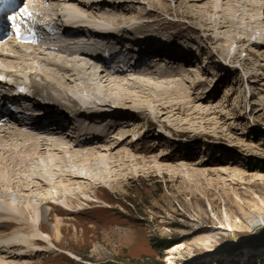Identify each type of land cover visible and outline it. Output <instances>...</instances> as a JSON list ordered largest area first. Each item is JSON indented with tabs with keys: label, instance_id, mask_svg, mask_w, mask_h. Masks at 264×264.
<instances>
[{
	"label": "rangeland",
	"instance_id": "obj_1",
	"mask_svg": "<svg viewBox=\"0 0 264 264\" xmlns=\"http://www.w3.org/2000/svg\"><path fill=\"white\" fill-rule=\"evenodd\" d=\"M114 1L124 8L106 7L102 14L115 23L131 14L135 20L121 27L141 25L136 35H128L150 38L133 47L130 42L119 47L124 55L157 47L173 50L175 54L170 55L182 62L154 59L153 64L164 66L160 72L121 74L123 77L113 73L112 83L103 80V71L100 74L89 64L84 67L79 56H55L66 60L69 72L41 66L67 88L87 90L94 97L95 117L89 123L93 128L108 131V136L129 131L127 140L142 138L133 143L144 153L157 145L173 158L227 167L229 175L236 168L237 175L251 182L220 189L213 181L197 188L183 183L176 174H128L106 182L108 185L88 188V197L72 194L79 197L72 207L47 202L51 210H45L40 229L50 235V243L37 240L40 246L20 244L3 251L17 264H264V152L259 149L264 147V17L253 8L262 0ZM165 42L169 44L165 46ZM167 68L170 74L165 72ZM259 68L263 74L257 73ZM185 77L189 83L195 82L191 92L199 100L194 95L186 100L187 90L178 89L187 83ZM128 79L138 84L116 86ZM169 79L177 83L174 93H169V83L147 90L140 83H167ZM115 86L119 95L111 92ZM111 96L123 102L104 103ZM159 100L179 108L158 117ZM114 112L120 115L115 117ZM110 122L115 127L107 126ZM93 137L92 144L105 139ZM56 152L68 163L64 166L67 171H82L83 165L75 159L85 155L83 148L65 142ZM55 226L60 228L59 234H55ZM4 229L7 233L12 228Z\"/></svg>",
	"mask_w": 264,
	"mask_h": 264
},
{
	"label": "bare ground",
	"instance_id": "obj_2",
	"mask_svg": "<svg viewBox=\"0 0 264 264\" xmlns=\"http://www.w3.org/2000/svg\"><path fill=\"white\" fill-rule=\"evenodd\" d=\"M46 1L49 2V5L51 4L55 7L51 10V13L49 11V13H46L43 17L40 18L41 28H48V31H50L49 34L54 32L51 37L58 38L60 36L67 35L71 37L73 36V38H87L86 42H89L88 40H90L91 34L93 35V38L101 40L103 42V50L101 51V53L98 51V48L91 49L90 51L80 52L70 50L69 52H71L70 54L74 53V56H72L71 58L79 56V58L81 59V64L85 62L84 67H90L94 70H99L100 74L103 71L101 77H103V80H109L108 82L104 81L106 83H112L113 80L110 78L112 77L110 76V74L113 73H115V76L117 77L121 74H126V76H133L136 74L140 75V73L144 74L145 72H148V74L149 72H160L161 70H163L164 66H162L163 64L160 66L153 64V61L151 60L154 59H160L161 62H165V60L182 62V60L176 55H170L175 54L173 50H169L168 53L159 50L157 47H151L148 50L136 49V51L133 50V52L128 51V57L127 51L125 55L124 52H121L122 49L116 51V49H118L119 47L123 48L125 46H128L127 43L129 44V42L133 47V44H138L139 42L145 43L146 40L148 42L150 40V38L144 39L143 37H130L128 35L129 32H133L135 33L134 35H136L137 32H135V30L141 27L143 28V26L141 25H133V27L129 26L126 29H123V27H121V25H124L125 23H128L129 25L135 20L134 16H131V14L130 17L129 15H125L121 18L116 19V23L114 22V18H107L105 14H102V11L104 12V9L106 7H109L110 9L116 8L117 10L121 11L124 7L122 8L119 6L118 8L117 6L118 2L120 1ZM209 5L210 9H212V2ZM253 8L258 10L257 14H259V11L262 12V15L264 17V0L260 1L258 5H255V7ZM94 19H99V22L96 23ZM229 23L232 22L229 21ZM74 24H82V26H84L83 30L70 31L69 27ZM84 33H86L84 37H81ZM114 43L118 45L116 46L114 45ZM76 44L83 45L85 44V42L78 41ZM167 44L169 43L165 42V46ZM140 45L142 44H139L138 46ZM258 45H263V43ZM106 48L110 49V51H108V53L106 54H102L105 52ZM13 53L17 54L18 56H22L16 51H13ZM111 55H115L116 57H111ZM71 58L68 59V61L71 60ZM141 58H143V60L146 59L145 62L147 61L148 63H143L144 61L140 60ZM56 60L61 61L59 59ZM35 61L36 60L31 61L28 66L32 67V65L34 64L32 62ZM45 61L49 64L55 65L58 71L60 69L66 72H69L71 70V67L67 65V63L63 65L61 64V62H55L52 57L45 58ZM87 64H89V67ZM176 64L177 63H175V65ZM75 68H73V70H75ZM187 68L189 69V67ZM171 69L173 71V66ZM36 70L40 72L47 80L46 85L48 90L52 94L51 97L54 101V105H56V103L58 102L66 104L75 103V101L71 98V95H74L83 103L84 106H90H88L89 109L84 113V116H82L84 119L82 124H73L66 118L61 121H55L57 120V118H55L52 109L45 106L43 108H40L38 105L35 107V109L39 111L42 110L40 112L42 115H38L37 118L35 116L32 117L30 115H27L23 111L17 113H6L4 115L8 120L7 122H11L13 124L11 125V128L14 130L15 134H21L22 129H40L44 131V134L46 135H41L40 131L39 133L37 131L36 133L32 132L30 133V135H26V137H23L24 133L20 135L23 137L20 142L26 141L28 138L27 136H35L33 137L34 142H36L35 145L37 147L45 146L44 149L37 153L38 157L26 159V157L21 156L20 159H22L23 161L21 163L16 162L18 169H13V172H11L12 174H18L20 177H30L31 181L10 177L5 172V169L7 170V168L5 167L2 169L0 167V192L3 195L0 198V264H17L15 262L16 260H14L12 256H10V253L4 252L3 249L8 250L11 247H15L20 244L24 245L26 248H32L34 246L37 247L40 246V244L36 243L37 240H45L50 243V235L40 229L41 219L46 215L45 210H51V206L48 205L47 202L53 204L56 203L61 206L63 205L65 206V208L72 207V205L74 204V198L78 197L73 196L72 194L80 193L82 196L88 197L89 195L86 193V190H88V188L94 187V185H108V183L106 182H109L113 179H121L128 174L135 175L136 173L137 176H139V171L150 173V175L151 173L155 175H163L168 173L176 174L177 177L181 178L183 183L193 185L197 188L202 187L204 183L209 185L213 181L219 184L220 189H225L239 183L249 184L251 182V180L245 181L242 177L237 175L236 168L232 170L234 173L229 175L227 167L200 165L199 162L189 163L184 157L173 158L169 154L164 153L162 149L159 151L160 146L157 145L155 147H150L147 149L151 150L150 153H142L139 151H136L135 153V151H132V148L136 147L134 143L139 138L134 137L133 140H127L129 139L128 136H130V134H126L129 132H127L126 130H119L114 134V136L110 134L112 139L109 140L108 138L110 136H108V131L97 130L96 128H93L91 125H89L90 121H92L95 117V106L91 102L97 101H95L93 96L89 95L86 92L87 90L78 89L73 86L72 88L70 86L67 88L65 83H62L59 79H56L50 72H44L40 67H36ZM262 70L259 68L257 73L263 74ZM165 72L167 74H170L171 70L167 68L165 69ZM188 79H186V85L181 84L182 86L178 88L181 89L180 91L182 93L184 89L187 90L186 100L187 97L190 98L193 97V95L195 96V91L191 92V85L195 82L189 83ZM175 80H166L167 83L165 81H162V83H156L152 82V80L141 81L140 83L142 85H145L142 86L143 88H145V90H147L148 87H154V85L164 86L168 85L169 83L171 84L170 86H172V91H170L169 93H172L174 90L173 86L177 84L176 82L174 83ZM125 83L126 84L124 85L123 83H120L116 86H131L133 84H138L137 82L135 83L133 82V80L129 79L125 81ZM116 86L112 89L111 92L114 91V94L118 92L116 95H119L120 92L116 90ZM196 99L199 100L200 98L196 97ZM110 102H113L115 104L117 103L116 105H118L123 101H120V99L116 96H111V98L108 97L104 101V103L106 104ZM1 103H3V100L0 98V104ZM157 104L158 105L156 108L158 109V117H160V113L162 114L170 109H174L175 107L179 108L176 103L164 100H159ZM45 112L47 113L46 115H44ZM113 114H115V117H118L120 115V113L118 114V112H114ZM106 116H108V114H106ZM162 123H164V121H162ZM107 126L115 127V123L111 124L110 122L109 124H107ZM94 135L97 136L96 139H105H101L99 140V142L96 141V144H92L91 139L92 141H95V137H93ZM141 139H139V141ZM65 142H67L68 145L70 144V146L83 148L85 155L82 158H76L75 161L81 162L84 170L82 168V171L77 172L73 170L74 172H71L72 170L67 171L65 169L64 166H66L68 163H63V161L65 162L66 160H63L64 157L62 154H59L60 151L56 152L57 148L62 146V144ZM19 145L21 146V143ZM250 145L257 146L258 144L252 143ZM24 147L28 148L29 150L31 146L24 145ZM259 149L264 152V147L260 148L259 146ZM137 150H139V148H137ZM26 153L27 151L23 152V154ZM17 158L18 157H16V160ZM66 167H68V165ZM8 172L10 171L8 170ZM223 174L227 175L224 176ZM12 196L18 199V202H15V198H12ZM43 205H46V207H43ZM30 212L32 213L30 214ZM54 219L59 224V218L55 216ZM7 227H11L12 229L9 232L4 233L5 231H3L2 229ZM55 227V234H59L60 228L57 226ZM169 254H172V251H170ZM168 259H170V257Z\"/></svg>",
	"mask_w": 264,
	"mask_h": 264
},
{
	"label": "snow or ice",
	"instance_id": "obj_3",
	"mask_svg": "<svg viewBox=\"0 0 264 264\" xmlns=\"http://www.w3.org/2000/svg\"><path fill=\"white\" fill-rule=\"evenodd\" d=\"M25 11H26V10H25ZM13 19H14V17H13ZM5 79H6V77H5L4 75L0 74V80H5ZM20 90H21V91H24L23 88H21Z\"/></svg>",
	"mask_w": 264,
	"mask_h": 264
},
{
	"label": "trees",
	"instance_id": "obj_4",
	"mask_svg": "<svg viewBox=\"0 0 264 264\" xmlns=\"http://www.w3.org/2000/svg\"><path fill=\"white\" fill-rule=\"evenodd\" d=\"M166 246H167V244H166V245H163V246H162V248H164V249H165V248H166Z\"/></svg>",
	"mask_w": 264,
	"mask_h": 264
}]
</instances>
